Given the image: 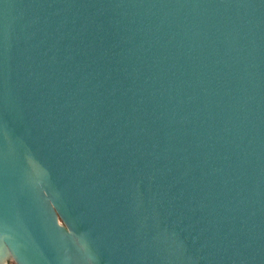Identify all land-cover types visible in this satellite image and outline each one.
Listing matches in <instances>:
<instances>
[{
	"label": "water",
	"instance_id": "water-1",
	"mask_svg": "<svg viewBox=\"0 0 264 264\" xmlns=\"http://www.w3.org/2000/svg\"><path fill=\"white\" fill-rule=\"evenodd\" d=\"M264 264V0H0V264Z\"/></svg>",
	"mask_w": 264,
	"mask_h": 264
},
{
	"label": "rangeland",
	"instance_id": "rangeland-1",
	"mask_svg": "<svg viewBox=\"0 0 264 264\" xmlns=\"http://www.w3.org/2000/svg\"><path fill=\"white\" fill-rule=\"evenodd\" d=\"M8 264H15V263L11 261V262H8Z\"/></svg>",
	"mask_w": 264,
	"mask_h": 264
},
{
	"label": "built area",
	"instance_id": "built-area-1",
	"mask_svg": "<svg viewBox=\"0 0 264 264\" xmlns=\"http://www.w3.org/2000/svg\"><path fill=\"white\" fill-rule=\"evenodd\" d=\"M9 262H10V261H9ZM6 264H8V262H7Z\"/></svg>",
	"mask_w": 264,
	"mask_h": 264
},
{
	"label": "trees",
	"instance_id": "trees-1",
	"mask_svg": "<svg viewBox=\"0 0 264 264\" xmlns=\"http://www.w3.org/2000/svg\"><path fill=\"white\" fill-rule=\"evenodd\" d=\"M11 262V261H10Z\"/></svg>",
	"mask_w": 264,
	"mask_h": 264
}]
</instances>
